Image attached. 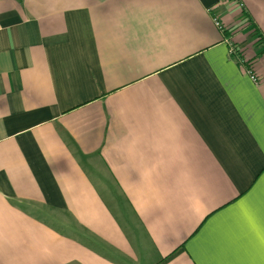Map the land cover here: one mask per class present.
Returning a JSON list of instances; mask_svg holds the SVG:
<instances>
[{
	"label": "crops",
	"instance_id": "obj_1",
	"mask_svg": "<svg viewBox=\"0 0 264 264\" xmlns=\"http://www.w3.org/2000/svg\"><path fill=\"white\" fill-rule=\"evenodd\" d=\"M262 232L264 0H0V264H246Z\"/></svg>",
	"mask_w": 264,
	"mask_h": 264
},
{
	"label": "built area",
	"instance_id": "obj_2",
	"mask_svg": "<svg viewBox=\"0 0 264 264\" xmlns=\"http://www.w3.org/2000/svg\"><path fill=\"white\" fill-rule=\"evenodd\" d=\"M213 22H214V24L217 26V28H218L221 32L224 31V30H223V27H222V25H221V23H220L216 18H213ZM235 51H236V48L234 47V45H230L229 53H230V54H234ZM239 57H241V56H239ZM240 60H241V58H240ZM250 77H251V79H252L254 82L257 81V79H256V77L253 75V73H250Z\"/></svg>",
	"mask_w": 264,
	"mask_h": 264
},
{
	"label": "snow or ice",
	"instance_id": "obj_3",
	"mask_svg": "<svg viewBox=\"0 0 264 264\" xmlns=\"http://www.w3.org/2000/svg\"><path fill=\"white\" fill-rule=\"evenodd\" d=\"M261 241H262V244H264V232L261 233ZM262 254H264V248H262ZM246 264H264V259L258 262L256 261L246 262Z\"/></svg>",
	"mask_w": 264,
	"mask_h": 264
},
{
	"label": "trees",
	"instance_id": "obj_4",
	"mask_svg": "<svg viewBox=\"0 0 264 264\" xmlns=\"http://www.w3.org/2000/svg\"><path fill=\"white\" fill-rule=\"evenodd\" d=\"M235 58H237L238 59V57H237V55H236V51L234 52V55H233Z\"/></svg>",
	"mask_w": 264,
	"mask_h": 264
}]
</instances>
